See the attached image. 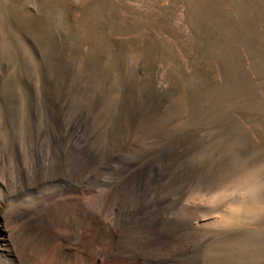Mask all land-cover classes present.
<instances>
[{
    "label": "rangeland",
    "instance_id": "374dc122",
    "mask_svg": "<svg viewBox=\"0 0 264 264\" xmlns=\"http://www.w3.org/2000/svg\"><path fill=\"white\" fill-rule=\"evenodd\" d=\"M0 72V116L13 98L27 116L25 85L86 87L95 114L122 100L126 135L162 129L183 144L165 189L178 196L171 232L144 258L109 253L115 264H264V0H0Z\"/></svg>",
    "mask_w": 264,
    "mask_h": 264
},
{
    "label": "bare ground",
    "instance_id": "6f19581e",
    "mask_svg": "<svg viewBox=\"0 0 264 264\" xmlns=\"http://www.w3.org/2000/svg\"><path fill=\"white\" fill-rule=\"evenodd\" d=\"M45 87L25 85L21 90L26 117L17 110V98L8 101L14 106L8 104L0 116V264H115L107 257L113 252L144 258V250L172 230L168 208L178 194L173 199L165 189L172 188L182 170L174 161L187 155L181 154L183 144L169 143L162 129L126 135L120 99L105 114H95L98 98L88 88ZM73 92L84 94L74 106ZM38 110L42 116L34 119ZM138 114L128 116L134 120ZM6 122L27 126L22 132L6 130L4 136L1 124ZM157 141L158 148L153 145ZM44 188L53 192L38 195ZM32 195V201L13 200ZM93 219L90 236L96 239L82 243ZM196 243L183 245L181 252L195 259ZM101 248L109 250L106 256L100 257Z\"/></svg>",
    "mask_w": 264,
    "mask_h": 264
}]
</instances>
